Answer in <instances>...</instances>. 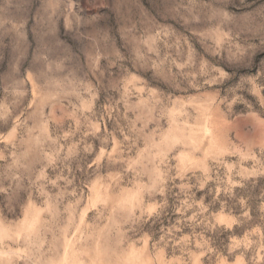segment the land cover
<instances>
[{
    "label": "rangeland",
    "instance_id": "374dc122",
    "mask_svg": "<svg viewBox=\"0 0 264 264\" xmlns=\"http://www.w3.org/2000/svg\"><path fill=\"white\" fill-rule=\"evenodd\" d=\"M0 264H264V0H0Z\"/></svg>",
    "mask_w": 264,
    "mask_h": 264
}]
</instances>
